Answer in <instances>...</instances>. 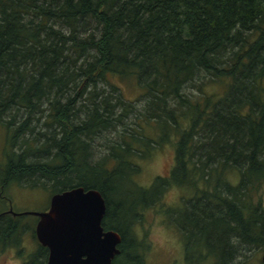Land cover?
Returning a JSON list of instances; mask_svg holds the SVG:
<instances>
[{"label": "trees", "instance_id": "16d2710c", "mask_svg": "<svg viewBox=\"0 0 264 264\" xmlns=\"http://www.w3.org/2000/svg\"><path fill=\"white\" fill-rule=\"evenodd\" d=\"M110 78L140 94L125 99ZM263 78L264 0H0V189L97 191L101 226L121 239L111 264H141L125 235L176 187L189 196L167 224L184 264H247L264 252ZM213 82L222 90L205 94ZM165 145L168 175L136 185ZM116 180L135 190L113 204ZM22 233L0 214V252Z\"/></svg>", "mask_w": 264, "mask_h": 264}, {"label": "rangeland", "instance_id": "374dc122", "mask_svg": "<svg viewBox=\"0 0 264 264\" xmlns=\"http://www.w3.org/2000/svg\"><path fill=\"white\" fill-rule=\"evenodd\" d=\"M109 81L117 85L124 98L129 101H134L140 94V91L132 83L124 84L116 78H110ZM260 87L264 90V78L260 81ZM203 90L207 95L218 94L222 90V86L221 83L213 82L204 85ZM4 140V130L0 126V164L4 160L2 155ZM172 160L173 150L171 145H165L154 150L148 159L141 163L138 162V164L140 163V171L133 177L134 183L139 187L145 188L156 177L167 176L172 166ZM3 174L2 167H0V181L2 180ZM228 177L231 184H235L237 173L231 171ZM114 186L117 188V192L110 196L113 204L119 202L118 199L121 192H123L122 198L126 190H135L131 187V184L125 183L123 180H116ZM188 194L185 190L169 187L164 191L156 205L140 212L137 222L128 230V235H125V237L135 242L136 250L134 252L141 264H184V251L181 238L167 222H169V212L172 209L178 208L182 198L189 196ZM50 196L51 193L49 190L28 189L14 183H9L0 189V212L6 211L7 202L10 203L11 211L14 213L41 212L48 206ZM260 197L262 206L264 207V182L260 188ZM136 198L140 200L139 192L136 193ZM165 211L166 218L164 216ZM16 221L20 227L26 225L20 236V240L18 239L23 248V250H20L19 257L24 259L23 257L30 255V253L36 250L35 243L31 241L29 231L30 226L32 227L35 222V218L33 216H21L17 217ZM17 252L18 250H5L4 252H0V264H17L19 260V257L16 256ZM261 254V252L256 251L246 254V263L259 264ZM209 261L207 260L205 263L209 264ZM133 263L138 264L136 261ZM115 264L128 263L125 258L121 257L117 259Z\"/></svg>", "mask_w": 264, "mask_h": 264}, {"label": "water", "instance_id": "95a60500", "mask_svg": "<svg viewBox=\"0 0 264 264\" xmlns=\"http://www.w3.org/2000/svg\"><path fill=\"white\" fill-rule=\"evenodd\" d=\"M105 205L101 195L80 187L53 194L43 212L14 213L37 218L34 236L47 250L45 264H111L119 254L120 236L104 230ZM260 261L264 264V252Z\"/></svg>", "mask_w": 264, "mask_h": 264}, {"label": "flooded vegetation", "instance_id": "af4514ba", "mask_svg": "<svg viewBox=\"0 0 264 264\" xmlns=\"http://www.w3.org/2000/svg\"><path fill=\"white\" fill-rule=\"evenodd\" d=\"M3 159H4V157H3ZM4 161H5V160H3V163L0 164V167L4 165ZM52 195H53V194H52ZM52 195H51V196H52ZM51 196H50V197H51ZM48 204H49V202H48ZM6 205H7V209H6V211L0 212V214H4V213H6V214L12 216V215L9 213V210H11L10 203L7 202ZM47 208H48V206H47L43 211H46ZM43 211H41V212H43ZM12 217L17 218V217H21V216H12ZM34 218H35V217H34ZM36 222H37V218H35V222H34V224H33V237L31 238V241H33V242L35 243V246H38V247L40 248V250L36 249V250H34L32 253H30V255H26V257H23L24 259H22V257H19L20 252H21L20 250H23L22 245H21L20 242H18V245L15 246L14 248H9V249H7V250H14V251H17V250H18V252L16 253V256L19 257V258H18L19 260H18V263H17V264H28V259H29L32 255H35V254H36L35 257L37 258V261H39L41 264H45V262H46V258H47V250H46L44 247H41V246L37 243V241H36V239H35V236H34V227H35ZM25 227H26V225H22V228H23V229H25Z\"/></svg>", "mask_w": 264, "mask_h": 264}]
</instances>
